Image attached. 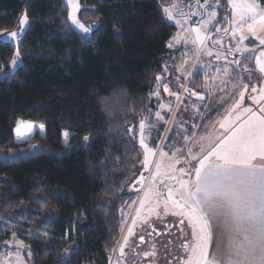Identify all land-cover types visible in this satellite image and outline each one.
<instances>
[{"label":"trees","instance_id":"1","mask_svg":"<svg viewBox=\"0 0 264 264\" xmlns=\"http://www.w3.org/2000/svg\"><path fill=\"white\" fill-rule=\"evenodd\" d=\"M174 1L81 0L88 37L65 0H0V33L20 30L28 16L17 46L0 42V244L15 232L33 264H110L127 188L142 171L133 135L155 107L177 32L164 14ZM218 6L229 13L227 0ZM193 76L200 91L202 75ZM19 121L43 125L45 135L16 141Z\"/></svg>","mask_w":264,"mask_h":264},{"label":"rangeland","instance_id":"2","mask_svg":"<svg viewBox=\"0 0 264 264\" xmlns=\"http://www.w3.org/2000/svg\"><path fill=\"white\" fill-rule=\"evenodd\" d=\"M65 1L69 6L71 24L80 34L90 37L92 27L83 23L79 17L81 0H75L79 4V8L74 15L81 24L89 29L87 32L72 22L73 8L69 0ZM237 2L239 3L240 0H237ZM255 3L258 4L256 1ZM218 5L219 0H207V5L205 0H175L172 6L164 9L165 18L169 23L175 25L177 32L168 43L169 56L166 66L163 73L158 76L153 88L152 100L155 101V107L143 116V120L140 119L139 121V124L141 122L145 124L144 143L155 154L149 158V164L144 163L147 153L140 142L139 125V131L133 136L138 147H140L142 171L127 188L130 196L123 214L133 215L135 212L136 216L138 212L140 214L134 221L135 223H132L131 229L129 228L132 234L129 235V231L126 229L123 232L124 235L128 232L125 238L127 243L124 242L122 247L124 256L118 259L119 255L117 256L116 247L109 261L110 264L118 263L116 260L125 264H177L178 260H183L185 254L184 251L179 249V246L187 242L191 249L195 241L193 233L190 232L192 230L191 222L187 219L186 222L181 224L170 215L176 209L169 204L168 209L165 211L162 203L167 189L177 187V180L186 179L179 169L185 168L187 171L188 166L184 162L185 157L177 149L182 148L187 143L183 137L189 134H194L199 138L201 136L216 137L222 133L223 129L219 125L226 119V113L233 105L240 102L243 85L246 84L248 90L244 92L243 100L240 102L241 109L250 106L254 109L259 107L253 103L252 97L258 96L260 90L264 89V73L260 71L256 60L248 55L243 57L240 52H236V48L239 47L241 52L253 55L256 46H253L252 43H242L238 38L241 31L237 29L243 27V23L238 21L237 12L229 0H227L228 6L224 7V9L228 8L229 13H220ZM258 5L262 8L260 4ZM166 9L170 10L171 15ZM257 11H259V8ZM210 12H215L216 15L212 17L209 15ZM21 26L20 30L13 31L17 34L15 38L10 36L12 32H1L0 42L9 41L17 46L28 27V23L21 24ZM197 28L203 43L193 42L196 40V32L193 29ZM244 29L246 30V28ZM234 32L235 35H233ZM245 48L251 49V51H244ZM218 55L219 58H217ZM13 60H16V64L15 66L12 63L10 64L12 72L22 64V60H20V57L17 59L16 55ZM235 60L240 61L239 66L233 63ZM209 63H214L215 66ZM218 68L221 69L220 74L216 72ZM224 69H227L230 74L223 76ZM188 72H191L192 75L188 76ZM196 72L202 75V89L200 91L192 86H196L193 81V75ZM218 75L223 76V83L217 78ZM166 88L168 91L165 90ZM252 88H257V92H252ZM185 89H190L199 95H192L190 91H185ZM170 93L178 94L179 98H177V95H171ZM201 96L204 98L201 99ZM262 104H264V101H262ZM157 113H159V116H157ZM20 122L15 128L16 141H29L35 134L45 135V128L41 127V124L30 121H23L24 124ZM27 125H30V127H27ZM193 125L196 127H193ZM18 127L21 130L20 133L17 132ZM133 131L132 128L131 133ZM63 139L65 143L68 141L65 135ZM34 149H36V146H34ZM162 152L168 155L162 158ZM20 154L24 153L20 152ZM174 159H179V163H176L174 170L167 175L175 176L176 180L164 176L156 179V189L164 194L160 197L161 204L157 209L159 215L152 214L149 211L151 207L156 205L155 200L151 203H145L144 209L141 210L140 204L144 200L145 191L149 187L156 165L162 161L163 167L167 168ZM141 177H144V179L141 180ZM142 217L143 219L140 220ZM126 224H129V222ZM136 224L137 227L134 229L133 227ZM165 229L169 230V234L160 236ZM151 231L155 238L148 235ZM140 234L142 236L139 237ZM136 237L140 239L143 237L141 240H145V242L143 243L140 240L138 243ZM21 242H23V245H21ZM151 251L155 252L154 255H146ZM17 252H19L25 264H33V255L28 245L21 240L17 233L13 232L9 240L0 244V261H3L4 264H17Z\"/></svg>","mask_w":264,"mask_h":264},{"label":"snow or ice","instance_id":"3","mask_svg":"<svg viewBox=\"0 0 264 264\" xmlns=\"http://www.w3.org/2000/svg\"><path fill=\"white\" fill-rule=\"evenodd\" d=\"M229 2L237 12L238 21L243 23V27L237 30L243 33L246 28L259 40L260 45H264V8H260L255 0H240L239 3L237 0H229ZM69 3L73 8L72 22L83 31H89L74 15L79 4L75 0H69ZM205 3L207 5V0ZM258 8L259 11H257ZM166 11H169L171 15L170 10L166 9ZM209 15L214 17L216 13L210 12ZM20 22L28 23L27 13L23 14ZM193 31L196 32V40L193 42L203 43L199 29H193ZM16 35L15 32L10 33L13 38ZM244 38L242 35L241 39ZM244 51H251V49L245 48ZM236 52L243 55L239 47L236 48ZM16 56L18 59L19 52ZM233 63L240 65L239 60ZM256 63L260 71L264 73V51L260 52ZM12 64L15 66L16 60H13ZM216 72L220 74L221 69H216ZM229 74L227 69L223 70V76ZM187 75L191 76L192 73L188 72ZM223 76L217 77L221 83H223ZM242 89L240 102L248 86L245 84ZM165 90L168 91L167 88ZM185 91H190L192 95H199L190 89ZM251 91L257 92V88H252ZM170 94L177 95L179 98L176 93ZM252 100L259 106L258 108L254 109L250 106L241 109L240 102L233 105L226 113V119L219 125L223 132L216 137L197 138L194 134L183 137L187 143L177 151L185 157L184 162L188 170L179 169L186 179L177 180V187L168 188L166 195L156 189L157 177L164 176L176 180L175 176L167 175L174 170L175 164L179 163V159H174L167 168L163 167L162 161L156 165L149 187L145 191L144 200L140 204L141 210L144 209L145 203L155 200L156 205L149 211L159 215L157 209L161 204L160 197L164 195L162 203L165 211L171 204L176 209L173 214L187 217L193 229L196 230L198 243L191 247L190 255L184 264H264V104H262L264 89L260 90L258 96H253ZM20 123L24 124L23 121ZM193 127L196 126L193 125ZM144 128L145 124L141 122L140 142L147 153L144 163L149 164V158L155 153L144 143ZM20 131L18 127L17 132L20 133ZM64 135L65 138L68 137L67 132ZM84 139L87 140L88 137L85 136ZM167 155V153H161L162 158ZM143 179L144 177H141V180ZM139 214L138 212L137 216ZM179 222L183 224L184 220L181 219ZM213 222L223 224L230 232L232 243L229 246L228 258L223 261L216 255L209 256ZM131 234L129 230V235ZM126 243L127 240H125ZM184 247L187 248L186 245ZM121 254L123 255V248H121ZM16 255L17 264H25L19 252ZM0 264L4 262L0 261Z\"/></svg>","mask_w":264,"mask_h":264},{"label":"crops","instance_id":"4","mask_svg":"<svg viewBox=\"0 0 264 264\" xmlns=\"http://www.w3.org/2000/svg\"><path fill=\"white\" fill-rule=\"evenodd\" d=\"M242 35L245 37L244 39H241V36ZM238 38L242 41V43L243 42L244 43H252L253 46H256L255 52L253 53V55H249V53H247V54L246 53H243V55H242L243 57H244V55H248V56H250V58L252 57L254 60H256L257 58L260 57V52L261 51H264V45H260L259 40H257L255 36H253L251 33H249L247 31V29L246 30L244 29L243 30V33L240 32L238 34ZM209 64L215 66L214 63H209ZM170 215H171V217L176 218L178 220V222L181 219H183L184 222H186L187 219H188L187 217H181V216H177V215H174V214H170ZM124 217L125 218H124L123 231H122V235L120 237V242L118 243L117 250H116L117 256L119 255L118 256V259L119 258H122L121 256H124V254L121 255V248L124 245L125 238H126L128 232L125 233V235L123 234V232L125 231V229L127 231H129V228L131 229L132 223L134 221H136V219H137L136 212L133 213V215L124 214ZM142 219H143V217L140 220H142ZM127 222H129V224H126ZM135 227H137V224L133 228L135 229ZM190 232L193 233V237H195V241H194V245H195L196 243H198V236H197L196 230L193 229V227H192V230ZM212 233L213 234H212L211 246H210V249H209V256L211 257L212 255H216L218 259H220L222 261L223 260H226L228 258V254H229V246L232 243V240H230V232H229V229L226 228V227H224L223 224H217L216 222H213ZM140 236H142V234H140L139 237ZM137 238L138 237H136V239ZM185 245L187 246V248L184 247ZM189 246L190 245L187 242H184V244H182V245L179 246V249L182 250V251H184L185 256H183V260L182 261L181 260H178L177 264H184V261L189 257V255H190V248H189ZM152 253H155V252H152L151 251L147 255H150V256L154 255ZM117 261H118V263H116V264H125V263H123V262H121L119 260H116V262Z\"/></svg>","mask_w":264,"mask_h":264},{"label":"flooded vegetation","instance_id":"5","mask_svg":"<svg viewBox=\"0 0 264 264\" xmlns=\"http://www.w3.org/2000/svg\"><path fill=\"white\" fill-rule=\"evenodd\" d=\"M168 228V227H167ZM169 230L165 229L162 234L160 236H167L169 233H168ZM158 234V233H157ZM148 235H151L152 237H154V235L152 234V231L148 233ZM147 235V236H148ZM159 235V234H158ZM155 238V237H154ZM138 239V243L139 241L141 240L139 237L137 238ZM143 243L145 242V240H141Z\"/></svg>","mask_w":264,"mask_h":264}]
</instances>
